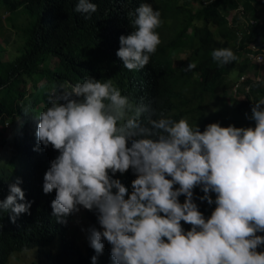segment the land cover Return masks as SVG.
<instances>
[{
	"label": "clouds",
	"instance_id": "obj_1",
	"mask_svg": "<svg viewBox=\"0 0 264 264\" xmlns=\"http://www.w3.org/2000/svg\"><path fill=\"white\" fill-rule=\"evenodd\" d=\"M74 11L87 19L96 4L77 0ZM132 23L115 54L125 68L138 70L160 43V12L141 3ZM211 56L219 66L237 59L229 47L214 48ZM241 61L247 69L226 76V93L234 95L227 104L259 99L251 107L254 127L212 122L201 131L183 118L153 119L148 104L131 102L110 79L88 76L59 96L53 88L37 116L36 138L58 150L42 183L45 194L55 189L56 220L66 222L80 207L94 209L100 228L90 226L87 239L96 254L106 240L112 264H264V250H256L264 246L257 234L264 232V98L251 93L264 84V48L250 42ZM193 68L189 62L182 70ZM213 109L207 103L205 113ZM129 168L136 174L131 191L110 175ZM20 182L9 184L0 200V212L10 211L13 222L31 205ZM196 186L203 192L198 199L215 205L208 217L193 200Z\"/></svg>",
	"mask_w": 264,
	"mask_h": 264
},
{
	"label": "trees",
	"instance_id": "obj_2",
	"mask_svg": "<svg viewBox=\"0 0 264 264\" xmlns=\"http://www.w3.org/2000/svg\"><path fill=\"white\" fill-rule=\"evenodd\" d=\"M76 2L0 0V36L3 27L8 32V23L21 32L13 46L14 57L0 59V200L8 194V185L20 178L25 200L31 201L28 212L14 222L9 219L10 211L0 212V264H8L17 252L49 246L56 237L64 253L48 254L44 264H91L93 255H97V264H112L111 245L106 240L102 253L96 254L88 239L85 245L80 242L85 247L82 252L67 236L75 213L65 217L66 222H58L51 208L55 189L47 194L42 191L44 173L58 150L37 141V116L49 106L53 88V95L59 96L63 88L88 76L110 79L131 102L148 104L153 119L161 114L173 120L183 118L198 124L201 131L212 122L255 125L250 119L251 107L259 99L234 100L223 107H218L216 100L227 94L226 76L234 68L239 73L247 69L246 63L238 62L247 45L253 42L264 48V19L254 10L256 5L264 9V0H91L96 11L87 19L74 11ZM141 3L160 12L161 23L155 29L160 43L143 68L128 70L115 53L119 36L134 30L135 9ZM17 9H22L20 15L26 19L20 26L7 17L10 10ZM9 43L7 38L0 41L3 49ZM217 47L231 48L237 59L219 66L211 56ZM189 62L195 63V68L183 71ZM256 88L251 93L264 98V84ZM207 103L214 106L212 114L205 113ZM15 160L23 164L21 172L14 166ZM110 175L131 191L136 175L131 168ZM193 193L198 209L208 217L215 205L198 199L203 195L198 186ZM178 199L183 202V195ZM84 213L87 230L90 226L99 230L95 210L85 209ZM68 251L77 257L69 261Z\"/></svg>",
	"mask_w": 264,
	"mask_h": 264
},
{
	"label": "rangeland",
	"instance_id": "obj_3",
	"mask_svg": "<svg viewBox=\"0 0 264 264\" xmlns=\"http://www.w3.org/2000/svg\"><path fill=\"white\" fill-rule=\"evenodd\" d=\"M254 10L257 12V14L260 16L261 19H264V9L263 8L256 5ZM21 11H22V9L10 10L7 17L16 21V24H19V26L23 25L25 23L26 19L24 17H22V15H20ZM5 14L6 13H4L3 15H5ZM3 15H2V18H3ZM230 15L232 16V14H230ZM6 27L8 28V32H7V29H5V27H3V33L0 36V41L4 38H7V40L10 43H9L8 48L4 47V49H3V45L0 44V59L1 60H7V59H9V57L10 58L14 57L15 54L13 51V46L15 45L16 41H19V39H20L19 35L21 34V32L15 30V28L13 26H11L10 23H8ZM5 33H6V35L4 36ZM7 45L8 44H6V46ZM183 55L184 54H182L181 57H183ZM52 62L54 64L55 60H52ZM53 64H52V66H53ZM254 70H256V68H254ZM230 73L231 74L228 77L234 78L233 76L235 74H237L236 68H234ZM262 74H263V72L261 71L260 75H262ZM231 96H234V95L233 94L231 95L228 93L227 96H218L217 100H216V105L218 107H220L221 101L224 102L225 104H227L228 98H230ZM222 97L224 98L223 100H221ZM2 159L5 160L6 158H2ZM12 165L13 164L11 162V166ZM15 165L17 166V168L21 172L23 164H21V162L19 160H15L14 166ZM209 195L212 197L215 196V194L211 193V192L209 193ZM84 212H85V209L83 207H80L79 211L75 212V214H74V216L70 222V227H69V230L67 233V236L69 238H73L76 241V244L82 250V252H84V250H85V247L83 245H85V243L87 241V234H88L87 221L85 220L86 217H85ZM75 231H76L77 236L75 235ZM257 234L258 235H264V232H260ZM80 242H82L83 245ZM63 248L64 247L61 243L60 238L56 237L54 242L49 246L36 247L33 249L23 250V251L17 252L16 254H13L11 256L8 264H44V261L46 260V257L48 254H51V253L56 254L59 252H61L63 254L64 253ZM256 250L258 252L261 250H264V246H260ZM76 257H77L76 254H72L71 251H68V255L66 256V259L71 261V260L75 259Z\"/></svg>",
	"mask_w": 264,
	"mask_h": 264
},
{
	"label": "bare ground",
	"instance_id": "obj_4",
	"mask_svg": "<svg viewBox=\"0 0 264 264\" xmlns=\"http://www.w3.org/2000/svg\"><path fill=\"white\" fill-rule=\"evenodd\" d=\"M192 88H193V87H192ZM192 88H191V89H192ZM257 88H258V87H257ZM257 88H256V89H257ZM256 89H255V90H256ZM252 92H253V91H252ZM234 113H235V112H234Z\"/></svg>",
	"mask_w": 264,
	"mask_h": 264
}]
</instances>
